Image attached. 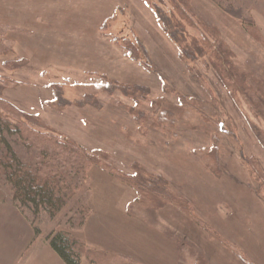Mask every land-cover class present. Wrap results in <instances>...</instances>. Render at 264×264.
I'll use <instances>...</instances> for the list:
<instances>
[{"label": "rangeland", "instance_id": "obj_1", "mask_svg": "<svg viewBox=\"0 0 264 264\" xmlns=\"http://www.w3.org/2000/svg\"><path fill=\"white\" fill-rule=\"evenodd\" d=\"M184 1L195 25L183 23L177 41L155 13L181 24L170 0H0V112L37 115L33 132L100 160L54 217L14 201L0 172V197L37 228L48 264H65L46 239L56 232L82 245L80 264H264V118L212 53L220 44L264 95V0ZM194 39L204 52L186 60ZM111 170L162 175L191 214L155 197L136 203Z\"/></svg>", "mask_w": 264, "mask_h": 264}, {"label": "trees", "instance_id": "obj_2", "mask_svg": "<svg viewBox=\"0 0 264 264\" xmlns=\"http://www.w3.org/2000/svg\"><path fill=\"white\" fill-rule=\"evenodd\" d=\"M170 1V4L172 3L173 5H171L179 13L176 16L182 21L181 24H173L171 16L160 15L158 9L155 13H157V19L163 24L164 29L169 32L168 35L177 40V37L180 38L181 35L180 30L184 29L181 25L184 23L186 26L192 27L195 25V21L193 16L189 14L186 4L184 6L181 3V7L178 5L180 2L185 3L184 0H177L178 4L174 0ZM206 30L210 32L209 28H204L203 32ZM213 34L216 35V31ZM202 36L206 38L205 35ZM124 45L127 54L134 58L130 44ZM213 47L214 61H217L222 72L220 76L229 86L233 85L236 93L243 92L249 101L250 107L256 111L259 117L264 118V95L259 96L254 88L247 84L246 78L231 65L220 44H215ZM181 52L183 57L189 60L197 52L202 54L204 48L194 39L193 45ZM262 84H260L259 89L264 94V83ZM123 87L127 89L125 92L130 90L143 91L142 87L138 85H124ZM1 103L3 102L0 98ZM10 107L20 116L23 122L21 123L16 118H11L0 112V172L3 173L4 181L10 187L11 197L14 201L29 208L34 214L45 211L50 217H54L65 208L74 192L82 186L87 178L88 168L93 164L100 163L99 157L97 154L95 155L80 146H76L69 139L58 134L47 133V136H44L43 133L33 132L32 125L37 129L44 126L37 115H30L17 106L8 104L9 109H11ZM201 113L206 116L203 112ZM15 140L23 144L30 153L29 155L33 156L38 153L37 156H41L40 159L38 161L34 160L33 163L23 160L14 149ZM111 172L134 189L137 195L134 199L136 203H140L142 199H147V197H155L168 204H174L186 215L191 214V210L181 202L180 195L172 193L168 180L162 175L146 172L144 174L143 172H136L127 175L114 170H111ZM87 211L88 214L89 209ZM84 212L85 207L81 205L79 212H77L80 215L79 227H82L86 219L87 214ZM196 220L199 221L197 218ZM34 232L35 235L38 233L37 228H34ZM46 239L65 264H80V257L84 251L78 241L64 232L50 233L46 236Z\"/></svg>", "mask_w": 264, "mask_h": 264}, {"label": "crops", "instance_id": "obj_3", "mask_svg": "<svg viewBox=\"0 0 264 264\" xmlns=\"http://www.w3.org/2000/svg\"><path fill=\"white\" fill-rule=\"evenodd\" d=\"M33 229L9 196L0 197V264H48L50 253L46 245H38L42 235H35ZM57 263L63 264L59 259Z\"/></svg>", "mask_w": 264, "mask_h": 264}]
</instances>
